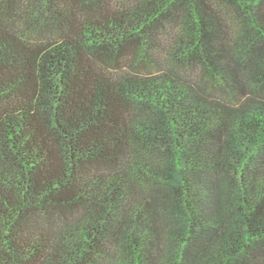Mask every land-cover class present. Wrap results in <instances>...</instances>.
I'll return each instance as SVG.
<instances>
[{
	"label": "trees",
	"instance_id": "16d2710c",
	"mask_svg": "<svg viewBox=\"0 0 264 264\" xmlns=\"http://www.w3.org/2000/svg\"><path fill=\"white\" fill-rule=\"evenodd\" d=\"M0 264H264V0H0Z\"/></svg>",
	"mask_w": 264,
	"mask_h": 264
},
{
	"label": "rangeland",
	"instance_id": "374dc122",
	"mask_svg": "<svg viewBox=\"0 0 264 264\" xmlns=\"http://www.w3.org/2000/svg\"><path fill=\"white\" fill-rule=\"evenodd\" d=\"M158 54H160V51L158 52Z\"/></svg>",
	"mask_w": 264,
	"mask_h": 264
}]
</instances>
